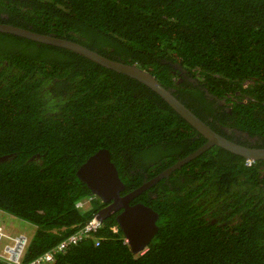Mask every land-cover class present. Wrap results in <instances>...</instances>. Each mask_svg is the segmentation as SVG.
<instances>
[{"label": "trees", "instance_id": "trees-1", "mask_svg": "<svg viewBox=\"0 0 264 264\" xmlns=\"http://www.w3.org/2000/svg\"><path fill=\"white\" fill-rule=\"evenodd\" d=\"M0 13L22 16L0 23L63 37L149 72L225 136L213 126L217 116L210 113L211 122L204 116L210 107H200L203 93L183 101L186 88L178 93L174 84L177 65L231 102L224 125L264 141V0H0ZM194 135L136 79L0 32V156L10 155L0 162V210L34 228L23 262L104 205L96 198L87 209L75 206L91 194L76 175L91 154L109 150L123 194L140 186L144 174L152 178L201 146L205 138ZM133 202L158 213V231L142 253L131 252L113 213L92 237L47 264H264L263 159L247 164L214 145Z\"/></svg>", "mask_w": 264, "mask_h": 264}, {"label": "water", "instance_id": "water-1", "mask_svg": "<svg viewBox=\"0 0 264 264\" xmlns=\"http://www.w3.org/2000/svg\"><path fill=\"white\" fill-rule=\"evenodd\" d=\"M0 31L70 50L103 67L136 79L157 93L176 113L206 139L193 152L178 159L174 164L124 195L121 192L124 190L125 185L119 177L115 164L111 161L109 150L105 148L98 149L78 167L76 171L77 177L86 184L91 194H94L102 202L107 203L96 212L97 218L103 222L107 216L116 213V223L120 227L131 252L134 254L142 253L158 231L156 223L158 213L142 202L130 203L152 184L169 176L172 171L180 168L214 145L234 154L241 155L248 160H264V147L256 148L240 145L214 132L204 121L176 98L175 95L163 87L149 72L135 65L109 59L75 41L52 34L36 33L29 29L3 23H0ZM9 156H0V162L5 161Z\"/></svg>", "mask_w": 264, "mask_h": 264}, {"label": "built area", "instance_id": "built-area-1", "mask_svg": "<svg viewBox=\"0 0 264 264\" xmlns=\"http://www.w3.org/2000/svg\"><path fill=\"white\" fill-rule=\"evenodd\" d=\"M247 163L250 164V160ZM96 198L94 194H90L77 201L75 206L80 209H87ZM4 213L0 210V218ZM101 224L102 222L94 214L84 225L60 240L56 245L32 260L23 262L24 250L30 236L26 233L28 227H25L21 231L19 230L16 234H11L5 231L4 223L0 222V261L5 264H47L54 259L55 254L64 251L69 246L75 245L83 239L92 237L93 232L100 228ZM111 230L117 232V226H112ZM124 240L126 242L125 238ZM95 244H98V240L95 241Z\"/></svg>", "mask_w": 264, "mask_h": 264}, {"label": "flooded vegetation", "instance_id": "flooded-vegetation-1", "mask_svg": "<svg viewBox=\"0 0 264 264\" xmlns=\"http://www.w3.org/2000/svg\"><path fill=\"white\" fill-rule=\"evenodd\" d=\"M0 17H22V16H18V15H8L6 13H0ZM32 17V16H30ZM3 24H6V23H3ZM11 25V24H9ZM12 26H15V25H12ZM15 27H18V26H15ZM22 28V27H21ZM27 29V28H25ZM1 32V31H0ZM5 33V32H3ZM10 34V33H9ZM175 67H177L180 72V77H175V87L179 88L178 89V93H182L180 90L181 89H185L186 88V94L182 93V95L185 97V99H183L184 102H190L191 100L193 101H198L199 98L201 96H199L196 92L200 91L201 93H203L202 95V102L200 103V107L205 104V105H208L210 107V110L209 111H206L204 113V116L211 122L212 121V116L210 115V113L213 115V116H217V119L216 121H214L213 123V126L215 127V129H221L223 131V133L225 134V136L219 134L216 130L212 129L209 125V127L216 133H218L219 135L225 137L226 139L234 142V143H237V144H240V145H248L247 147L249 146H252V147H256L255 144H256V141L258 140V144H264V141L259 139V137L253 135V136H250L247 132L245 131H241L239 129H237L236 127H233V126H228V125H224V124H229V121L228 120H221L222 118V113H227V114H231L232 113V109L230 108L231 107V102L230 101H227V98L226 97H219V96H216V95H213L212 93H208L204 88H202L200 86V83L196 80V78L194 77H191L187 71L185 69H182L180 68L179 66L175 65ZM170 91V89H168ZM172 91H177L176 88H172ZM171 92V91H170ZM172 93V92H171ZM179 95V94H178ZM188 97V98H186ZM195 97H196V100H195ZM199 107V108H200ZM186 121V120H185ZM203 121V120H202ZM187 122V121H186ZM188 123V122H187ZM196 130V129H195ZM197 131V130H196ZM198 131H197V135H194L195 137H198ZM200 134V133H199ZM201 135V134H200ZM203 137V136H202ZM263 139V138H262ZM244 140H247L249 143H243ZM206 141V139H205ZM204 141V142H205ZM264 147V146H263ZM263 147H256V148H263ZM228 151V150H227ZM230 152V151H229ZM241 156V155H240ZM243 157V156H242ZM246 159V158H245ZM247 161V159H246ZM168 177V176H167ZM166 178V177H164ZM151 178H148V176L146 174L143 175V182L149 180ZM161 180V179H160ZM158 182V181H157ZM156 182V183H157ZM124 183V182H123ZM154 183V184H156ZM152 184L149 188H147L146 190L144 191H148L150 193V188L154 185ZM125 185V184H124ZM125 189V188H124ZM135 189V188H134ZM133 190V189H132ZM124 191V190H123ZM122 191V192H123ZM131 191V190H130ZM129 191V192H130ZM121 192V194H122ZM128 193V192H126ZM126 193H123L122 195L126 194ZM135 199V198H134ZM133 199V200H134ZM133 200L130 202L131 204H134L136 202H133ZM104 205L102 207H104L107 203H104L102 202ZM101 207V208H102ZM100 208V209H101ZM112 215V214H111ZM110 216V215H109ZM108 217V216H107Z\"/></svg>", "mask_w": 264, "mask_h": 264}, {"label": "rangeland", "instance_id": "rangeland-1", "mask_svg": "<svg viewBox=\"0 0 264 264\" xmlns=\"http://www.w3.org/2000/svg\"><path fill=\"white\" fill-rule=\"evenodd\" d=\"M2 220L3 219L0 218V221H2ZM4 222H1V223H4L5 231L7 233L9 232L11 234H16L19 232V230L21 231L25 227H28V229L26 230V233L28 235H30L34 231V228L30 224L24 222L23 220L13 218L7 214L5 215Z\"/></svg>", "mask_w": 264, "mask_h": 264}, {"label": "crops", "instance_id": "crops-1", "mask_svg": "<svg viewBox=\"0 0 264 264\" xmlns=\"http://www.w3.org/2000/svg\"><path fill=\"white\" fill-rule=\"evenodd\" d=\"M6 214H7V213H4V214L2 215V217H1V218H2L3 220H2V221H0V222H4V218H5V215H6ZM7 215H9V214H7ZM10 216H11V215H10ZM11 217H12V216H11ZM13 218H14V217H13ZM4 223H5V222H4Z\"/></svg>", "mask_w": 264, "mask_h": 264}, {"label": "clouds", "instance_id": "clouds-1", "mask_svg": "<svg viewBox=\"0 0 264 264\" xmlns=\"http://www.w3.org/2000/svg\"><path fill=\"white\" fill-rule=\"evenodd\" d=\"M252 160H250V163H251ZM247 162H248V159H247ZM248 164V163H247Z\"/></svg>", "mask_w": 264, "mask_h": 264}]
</instances>
